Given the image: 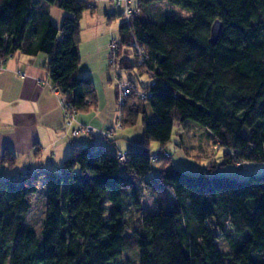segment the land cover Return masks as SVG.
<instances>
[{"label": "trees", "instance_id": "16d2710c", "mask_svg": "<svg viewBox=\"0 0 264 264\" xmlns=\"http://www.w3.org/2000/svg\"><path fill=\"white\" fill-rule=\"evenodd\" d=\"M91 2L0 0V59L48 56L53 89L76 113L96 103L92 79L80 75L81 20L96 11ZM161 4L192 16L163 11L156 22L152 10ZM54 7L67 14L60 27ZM134 7L137 15L119 28L120 70L149 75L153 84L128 82L133 93L121 124L134 129L141 121L142 145L131 146L124 162L111 146L76 148L61 173L0 178V264H112L131 251L140 264H264V174L189 175L169 163L151 176L175 125L187 122L211 134L225 165L264 164V0H136ZM216 22L222 30L213 45ZM134 43L149 56L140 67L124 53ZM16 162L10 152L0 157V167ZM43 180L47 212L37 234L26 216Z\"/></svg>", "mask_w": 264, "mask_h": 264}, {"label": "crops", "instance_id": "0c3cea01", "mask_svg": "<svg viewBox=\"0 0 264 264\" xmlns=\"http://www.w3.org/2000/svg\"><path fill=\"white\" fill-rule=\"evenodd\" d=\"M98 3L94 4L96 11L85 13L81 20V44L96 43L95 53H88L94 56L93 60L84 61L83 45L80 46V75L92 79L96 103L87 112L77 113L73 126H67L61 106L63 97L53 89L49 78L48 56L19 53L0 72V157L6 152L15 155V167L19 165L20 176L29 172H57L76 148L111 146L126 154L131 146L142 145L141 121L136 127L142 132L139 140L138 135H134L135 130L116 129L119 116L116 101L122 76L121 70L109 66L108 59L110 43L117 34L119 36L122 23L116 32L114 18L110 21L109 18L116 17L117 11L112 8L110 0L104 6L101 1ZM19 73L26 77L22 78ZM79 126H91L94 135L73 137Z\"/></svg>", "mask_w": 264, "mask_h": 264}, {"label": "rangeland", "instance_id": "374dc122", "mask_svg": "<svg viewBox=\"0 0 264 264\" xmlns=\"http://www.w3.org/2000/svg\"><path fill=\"white\" fill-rule=\"evenodd\" d=\"M98 1H101V6H104V3L107 0H95L94 2L99 4ZM91 2V4H95ZM112 8L117 11L118 15L114 18L113 24L116 27V32L119 25L127 20L125 17L124 7H117L116 3L111 2ZM160 9L154 8L152 11V16L155 17L156 22H162L159 14L163 15L164 11L169 16L177 18H190L192 15L184 10L171 8L168 4H161L157 6ZM88 14V13H87ZM86 14V15H87ZM66 13L60 10L57 7L52 8L51 16L55 26L60 27L66 17ZM85 15V16H86ZM152 17V18H153ZM171 18V17H170ZM84 24V23H83ZM85 28V27H84ZM119 36L116 35L114 41H118ZM112 44V42L110 43ZM82 53H84V61L93 60L94 56L89 55L88 53H95L94 45L96 43H83L81 44ZM110 53V47H109ZM131 53V52H130ZM130 53L127 52L128 57H132ZM120 58V57H119ZM132 61L135 62V59L132 57ZM109 60V59H108ZM137 72H125L121 71L120 76H122V82L128 83L131 79L134 83L139 86H150L153 84V80L149 75L143 77H137ZM141 123V122H140ZM123 129V128H122ZM135 130V136L139 135L142 132H139V128L130 129ZM141 131V129H140ZM138 133V134H137ZM112 132H110L111 135ZM141 137V136H140ZM160 151V144L153 143L151 145V152L153 156ZM124 155L121 152L118 155ZM166 156L163 158L160 157V162L152 164V173L151 176H158L160 172L167 168L169 163L171 166L178 171L184 172L189 175H199L205 171L211 172L215 176H228V177H237L241 180H245L250 176H259L264 174V164H244V165H235L227 166L224 164V150H219L218 144L215 142L211 134L202 126L194 122H187L185 124H176L173 131L172 141L165 148ZM164 160L168 162L163 163ZM159 161V160H158ZM62 170V169H61ZM61 170L57 171L61 173ZM19 165L14 169H8L5 167L0 168V178H18L19 175ZM32 210L26 216V224L31 226L37 234H41L44 228V221L47 212V183L46 180H43L40 184L39 191L31 199ZM144 208L148 213L154 214L157 211V207L154 204V201L151 197L145 196ZM110 208H108L109 211ZM110 216V213H107V218ZM128 221L131 226L134 227L132 223L136 221V217L129 218ZM130 226V227H131ZM132 233V230L129 231ZM112 264H140L139 252L131 251L122 256L121 259L114 261Z\"/></svg>", "mask_w": 264, "mask_h": 264}, {"label": "built area", "instance_id": "2783aa9c", "mask_svg": "<svg viewBox=\"0 0 264 264\" xmlns=\"http://www.w3.org/2000/svg\"><path fill=\"white\" fill-rule=\"evenodd\" d=\"M111 2L116 3L117 7H124L125 9V17L127 18V21L135 17L138 13V11L135 9L134 4L136 0H110ZM130 55L135 59V64L137 66H143L147 59H149V56L147 54V51L140 47L138 44L134 43L132 44V47L127 50ZM126 51L124 53H127ZM120 44L118 41L112 42L110 45V53H109V66L114 70H120L121 69V58L120 56ZM14 56L8 57L6 59H0V72L4 71V69L7 66V63L9 60H11ZM130 57V58H132ZM19 75L22 78H25V74L19 73ZM133 93L130 85L128 83H123L120 81L118 85V94H117V109H118V121L116 124V129H122L121 124V110L125 106L126 99ZM137 95L142 99L145 100L149 97V93H143L138 92ZM61 106L64 112L65 120L67 126L71 127L73 124L76 123L77 113L71 106V104L63 98L61 101ZM110 134V133H109ZM81 135H87V136H93L94 135V129L91 126H79L78 129L74 130L73 137L77 138ZM110 136V135H109ZM119 159L121 161H125L126 157L124 155L119 154ZM153 161L157 162L158 158L157 156H153Z\"/></svg>", "mask_w": 264, "mask_h": 264}, {"label": "water", "instance_id": "95a60500", "mask_svg": "<svg viewBox=\"0 0 264 264\" xmlns=\"http://www.w3.org/2000/svg\"><path fill=\"white\" fill-rule=\"evenodd\" d=\"M222 26L219 22H216L211 29L210 43L215 45L220 37Z\"/></svg>", "mask_w": 264, "mask_h": 264}]
</instances>
